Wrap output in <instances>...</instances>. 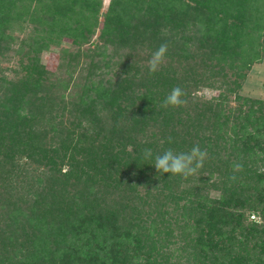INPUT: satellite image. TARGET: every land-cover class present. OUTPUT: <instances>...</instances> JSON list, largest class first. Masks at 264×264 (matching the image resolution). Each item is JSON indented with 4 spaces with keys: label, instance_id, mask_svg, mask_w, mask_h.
<instances>
[{
    "label": "trees",
    "instance_id": "trees-1",
    "mask_svg": "<svg viewBox=\"0 0 264 264\" xmlns=\"http://www.w3.org/2000/svg\"><path fill=\"white\" fill-rule=\"evenodd\" d=\"M101 7L0 0V264H264V0ZM193 145L187 178L143 157Z\"/></svg>",
    "mask_w": 264,
    "mask_h": 264
},
{
    "label": "clouds",
    "instance_id": "clouds-1",
    "mask_svg": "<svg viewBox=\"0 0 264 264\" xmlns=\"http://www.w3.org/2000/svg\"><path fill=\"white\" fill-rule=\"evenodd\" d=\"M169 50L168 42H163L153 51L147 61L149 74L157 72L165 63L166 54ZM185 91L179 87H173L165 96L161 107H181L186 103L184 97ZM172 138L169 137V143ZM143 157L146 160H153V165L159 173H171L172 175H180L183 178L195 175L201 169L208 158L206 150H202L199 145H193L188 151L177 152L172 148L164 150L162 153L153 154L151 149L143 150ZM234 171H243L241 162H234ZM232 179H235L233 176Z\"/></svg>",
    "mask_w": 264,
    "mask_h": 264
},
{
    "label": "rangeland",
    "instance_id": "rangeland-1",
    "mask_svg": "<svg viewBox=\"0 0 264 264\" xmlns=\"http://www.w3.org/2000/svg\"><path fill=\"white\" fill-rule=\"evenodd\" d=\"M107 1L108 0H102L101 12L105 9ZM41 58L48 69L54 70L55 65L58 61L56 51L50 50L47 52H43L41 54ZM241 92L243 94L264 99V59L260 63L253 65L243 83ZM201 93L204 96L213 94V92L208 90H202Z\"/></svg>",
    "mask_w": 264,
    "mask_h": 264
}]
</instances>
